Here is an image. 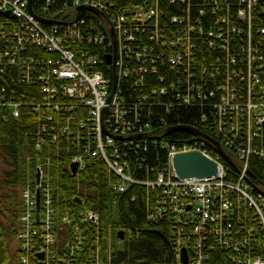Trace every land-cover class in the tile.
Instances as JSON below:
<instances>
[{"label": "built area", "instance_id": "obj_1", "mask_svg": "<svg viewBox=\"0 0 264 264\" xmlns=\"http://www.w3.org/2000/svg\"><path fill=\"white\" fill-rule=\"evenodd\" d=\"M161 1L116 7L115 0H0V73L15 69L22 84L41 90L46 122L37 132V148L58 144L59 135L84 140V152L103 158L119 176L115 190L124 192L132 183L162 190L150 219L168 216L173 223L175 260L166 264H264V185L250 169L252 155L264 159V4L237 0L234 16L229 0H200L206 9L193 16V0H163L185 8L162 26ZM206 11L216 16L207 24ZM32 47L45 54L31 55ZM161 66L190 73L184 89L181 79L171 84L170 101L207 104L211 119L206 137L198 133L181 144L162 140L168 154L163 170L156 180L141 181L130 172L123 148L147 147L153 128L143 120L136 88L148 68L157 73ZM160 91L167 95L166 88ZM5 105L12 117L20 116L21 102ZM190 151L216 162L217 174L180 178L175 155ZM73 163L78 172L84 169L81 155L71 158L70 168ZM54 192L39 165L22 190L19 256L6 264H106L98 257L81 259L89 233L68 217L59 220ZM80 215L98 222L96 211ZM59 223L74 226L65 242ZM214 251L223 253L222 261H212Z\"/></svg>", "mask_w": 264, "mask_h": 264}, {"label": "trees", "instance_id": "obj_2", "mask_svg": "<svg viewBox=\"0 0 264 264\" xmlns=\"http://www.w3.org/2000/svg\"><path fill=\"white\" fill-rule=\"evenodd\" d=\"M65 1L68 0H58L56 4L60 5ZM141 1L115 0V6ZM229 1L232 3V13L236 16L237 0ZM203 2L205 5L207 0ZM193 3V16H200V10L206 9L205 6L200 0H193ZM262 3L264 4V0ZM55 6L57 5H51L52 9ZM161 7L166 15L159 22L162 26H169L170 17L181 16L185 4H171L162 0ZM215 18L209 11L203 17L206 24ZM207 48L206 45L204 49L210 53ZM29 53L42 56L45 51L32 47ZM192 71L196 75L195 80L202 79V69ZM189 75L185 69L171 72L168 66L159 67L157 73H151L148 68L143 74L142 86L136 88L143 102V120L150 121L153 131L148 134L146 148L141 146L139 149L135 146L123 150L128 154L130 172L141 181H154L163 170L168 154L160 145L162 140L181 144L192 141L198 133L199 137L208 135L211 114L207 104L184 105L179 100H174L173 103L170 101L171 84H176L181 79L184 89V78ZM18 79L15 69L0 73V158L4 165L0 175V264L18 259V248H14L12 244L18 243L21 227L19 218L23 210L22 190L26 184L34 181L39 165L44 170L45 178L53 185L59 220L68 217L89 233L87 246L80 254L81 259L98 257L106 264L172 263L176 253L173 223L168 216L150 219L158 199L162 196V190L150 189L149 186L139 183L130 184L124 192L115 190L113 184L119 181V176L103 158H92L84 152L79 146H84V140L79 142L66 137L67 141L59 135V145L37 148V132L46 122L39 107L43 102L42 93L39 86L25 85ZM161 87L166 88L167 95L161 93ZM11 101L22 103L19 117H12L5 105ZM167 108L170 109L169 112ZM203 115L207 116L205 123L202 121ZM153 142L157 146H153ZM75 155L84 158L85 166L83 170L73 174L69 163ZM250 169L256 182L264 185V159L259 155H252ZM91 210L98 214L96 224L83 221L80 215L83 211ZM59 227L62 241L73 236L74 226L60 224ZM121 230L125 232L123 239L118 236ZM211 258L213 262L222 261L223 253L214 251Z\"/></svg>", "mask_w": 264, "mask_h": 264}, {"label": "water", "instance_id": "obj_3", "mask_svg": "<svg viewBox=\"0 0 264 264\" xmlns=\"http://www.w3.org/2000/svg\"><path fill=\"white\" fill-rule=\"evenodd\" d=\"M10 14V12H6ZM110 62V57L108 58ZM73 174L77 173L78 163L72 164ZM174 168L177 175L182 178H204L216 175L218 172V165L216 162L208 158L201 152L190 151L182 152L175 155L174 158ZM40 177V173L38 174ZM81 202V200H79ZM118 236L123 239L125 232L123 230L118 232ZM183 261L187 262L186 251H183Z\"/></svg>", "mask_w": 264, "mask_h": 264}, {"label": "rangeland", "instance_id": "obj_4", "mask_svg": "<svg viewBox=\"0 0 264 264\" xmlns=\"http://www.w3.org/2000/svg\"><path fill=\"white\" fill-rule=\"evenodd\" d=\"M3 168H4V165H3V163H2V161H1V158H0V175H1V173H2V170H3ZM12 246L15 248H18V246H17V244L15 243H13L12 244Z\"/></svg>", "mask_w": 264, "mask_h": 264}, {"label": "bare ground", "instance_id": "obj_5", "mask_svg": "<svg viewBox=\"0 0 264 264\" xmlns=\"http://www.w3.org/2000/svg\"><path fill=\"white\" fill-rule=\"evenodd\" d=\"M46 23H47V24H51V23H52V21H47ZM132 175H133V177H135V178H136L135 174H132Z\"/></svg>", "mask_w": 264, "mask_h": 264}]
</instances>
